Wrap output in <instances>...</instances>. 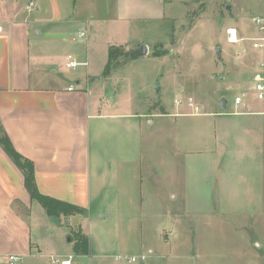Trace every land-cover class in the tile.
Segmentation results:
<instances>
[{
    "label": "crops",
    "instance_id": "1",
    "mask_svg": "<svg viewBox=\"0 0 264 264\" xmlns=\"http://www.w3.org/2000/svg\"><path fill=\"white\" fill-rule=\"evenodd\" d=\"M139 3L0 0V134L32 165L40 195L82 210L48 216L31 200L22 172L0 146V264L9 255H22L29 264L49 256L59 261L72 257L70 264H75L73 257L104 264L143 251L153 255L152 245L142 239L150 192L152 200L167 202L166 241L169 234L170 239L200 234L207 216H227L232 220L228 228L235 224L239 231L259 234L237 250L250 243L264 246V102L252 92L262 55L252 52L257 60L248 88L234 96L242 97L241 106L223 109L221 100L206 103L201 112L194 101L198 115L174 106L145 119L148 129L159 119L166 130L156 129L162 145L157 141L143 149L134 138L142 136L143 116L121 110L120 101L116 108L102 93L109 84L102 76L109 46H96L106 31L103 11H111V24L130 23L140 17ZM120 11L129 18H120ZM79 31H85L86 39L77 43L72 35ZM68 55L87 66L79 67L81 72L65 69ZM179 153L186 160L176 172ZM54 220L69 229L67 242L45 237ZM223 224L214 226L223 229ZM77 233L87 239L88 255L74 252Z\"/></svg>",
    "mask_w": 264,
    "mask_h": 264
},
{
    "label": "rangeland",
    "instance_id": "2",
    "mask_svg": "<svg viewBox=\"0 0 264 264\" xmlns=\"http://www.w3.org/2000/svg\"><path fill=\"white\" fill-rule=\"evenodd\" d=\"M139 1L141 11L137 16L140 17L130 23L111 24V11H103L106 31L100 35L96 46L120 50L116 59L111 61L109 75L103 77L109 84H105L102 93L112 98L116 108L120 101L121 110L143 116L142 136L134 138L146 149L155 147L157 141L162 145L156 130L162 122L156 119L155 126L148 129L145 119L170 112L175 100L191 99L202 107V112L207 109L206 103L217 105L225 99L227 110H230L234 96L248 88L257 60L252 52L256 51L251 49L247 40L236 45L227 43L226 31L234 28L239 37L245 39L255 36L251 18L264 13V0ZM122 16L120 11V18H129L130 15ZM141 46L146 48L144 56L139 53ZM216 49L221 50L220 57H216ZM82 70L78 68L76 71ZM161 128L166 130L165 125ZM135 139L133 145H136ZM185 160L183 154H176V172L178 164ZM149 195L155 198L151 192ZM152 199L144 203L143 213L148 215L149 221L146 224L143 219L142 239L145 246L152 245L154 253L149 255L143 251L135 255H144L146 260L133 264H264V246L250 243L248 249L237 250L244 240L259 234L239 231L240 226L235 224L228 228L227 222L232 220L227 216L214 219L207 216L202 226L205 230L200 234H176L175 239H170L169 234V241H166L168 230L165 229L168 227L164 214L167 202ZM34 204L36 210H42ZM56 221L50 223L49 231H46L49 236L45 237L52 235L57 243L67 242L71 235L69 229L65 224L58 227ZM214 223L223 224V229H218ZM30 224L36 238L38 229L32 219ZM73 258L75 264L100 263L93 258ZM23 264H29V260L23 258ZM37 264L52 263L49 258H44L37 260ZM104 264L129 263L110 260Z\"/></svg>",
    "mask_w": 264,
    "mask_h": 264
},
{
    "label": "built area",
    "instance_id": "3",
    "mask_svg": "<svg viewBox=\"0 0 264 264\" xmlns=\"http://www.w3.org/2000/svg\"><path fill=\"white\" fill-rule=\"evenodd\" d=\"M30 6H33V2L31 1ZM251 24L254 26L256 30V35L250 38H241L238 35V32L234 28H230L226 31V41L229 44L236 45L238 43L244 42L245 40L250 42V47L252 50L259 52L262 55L261 61L257 64V73L253 78V86L252 92L256 100L264 102V13L258 14L251 18ZM1 31V28H0ZM73 41L77 40H85L86 33L85 31H79L73 38ZM86 62H80L76 57L72 55H68L65 58L64 68L67 70L75 71L79 67H86ZM69 91L72 88L68 89ZM243 99L242 97H235L233 100L234 106L237 108L242 105ZM175 106H186L191 110V113L194 115H198L200 113V107L197 106L191 99H187L186 101L175 100ZM6 258V264H23V256L22 255H9ZM69 257L66 261H59L57 257L49 256V260L52 264H70ZM116 260L119 262H127V263H136L138 261L144 262L146 257L144 255L140 256H118Z\"/></svg>",
    "mask_w": 264,
    "mask_h": 264
},
{
    "label": "trees",
    "instance_id": "4",
    "mask_svg": "<svg viewBox=\"0 0 264 264\" xmlns=\"http://www.w3.org/2000/svg\"><path fill=\"white\" fill-rule=\"evenodd\" d=\"M119 52L120 50L115 48H110L108 50L107 63L102 71L103 77H107L109 75V72L111 70V61L116 59V56L119 55ZM0 146L2 147L6 155L22 172L24 177V188L28 192L31 200L37 202L44 209L45 213L48 216L58 217L60 215L66 216L72 214H82V210L78 207L71 206L60 201H56L46 196H42L37 192L34 184L32 165L28 161L23 160L13 150L8 139L3 134H0ZM74 252L79 255L89 254L87 239L82 236L81 233L76 234V244L74 247Z\"/></svg>",
    "mask_w": 264,
    "mask_h": 264
},
{
    "label": "water",
    "instance_id": "5",
    "mask_svg": "<svg viewBox=\"0 0 264 264\" xmlns=\"http://www.w3.org/2000/svg\"><path fill=\"white\" fill-rule=\"evenodd\" d=\"M139 53H140V56H144L146 55V48L144 46H141L140 47V50H139ZM220 54H221V50L220 49H216L215 50V55L216 57H220ZM158 91V88H156V92ZM220 106L221 108L225 109V106H226V101L225 100H222L220 102Z\"/></svg>",
    "mask_w": 264,
    "mask_h": 264
}]
</instances>
